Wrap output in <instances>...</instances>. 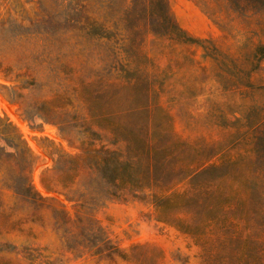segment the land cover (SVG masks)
<instances>
[{
	"label": "rangeland",
	"instance_id": "rangeland-1",
	"mask_svg": "<svg viewBox=\"0 0 264 264\" xmlns=\"http://www.w3.org/2000/svg\"><path fill=\"white\" fill-rule=\"evenodd\" d=\"M164 2L199 44L166 35L150 0H0V264H237L239 249L240 264H264V0ZM250 69V86L237 84ZM137 103L163 110L160 141L173 134L216 166L165 177L183 193L174 220L159 215L157 191L109 189L78 158L89 143L124 154L94 123L146 126ZM93 109L105 118L93 122ZM63 172L74 202L59 194Z\"/></svg>",
	"mask_w": 264,
	"mask_h": 264
},
{
	"label": "trees",
	"instance_id": "trees-1",
	"mask_svg": "<svg viewBox=\"0 0 264 264\" xmlns=\"http://www.w3.org/2000/svg\"><path fill=\"white\" fill-rule=\"evenodd\" d=\"M164 3V0H150V5L156 8L159 18L163 21L165 34L183 43L191 42L199 44V42L202 41L201 39L192 38L172 20L166 11ZM202 47L207 55L212 57L220 65H227L232 60L230 56L218 53L216 49ZM254 56L258 57V60L264 58V46L257 47L254 51ZM142 57L143 56L139 53L131 55L132 59L130 61L134 63L136 70L147 69L145 66V61L147 60H145V58L142 59ZM126 60L128 61V58ZM253 68H255V65H253ZM252 70L253 69L248 70L242 77L239 76V78L236 79V83L249 87L251 84L250 72ZM126 78L131 79L132 77L127 76ZM131 88V83L125 86V89H128L127 98L134 100L137 94L129 93ZM146 99L149 100L148 98ZM144 104L145 103H137L136 109L132 111L133 115L146 113L148 124L146 126L142 124L137 125V123L134 125H126L119 122L114 123L110 120L107 122V119H104L105 117L103 115H100L96 109H93V122H100V118L106 121L105 125L94 123L95 126L102 131L112 134L115 139L117 138L124 141L127 144V150L122 154L106 148L104 145L100 148H96L93 143H89L84 154L78 158L82 157L81 161H84L89 169L96 172L109 189L114 188L118 192L127 190L131 191L133 194L145 191H157L158 193H153L152 196L156 200L155 205L159 215L167 220H174L177 216L172 215V208L177 207L178 209L183 206V193L177 191L174 187L165 188L162 185L165 177L167 178L169 174L175 173V166H180L182 163L194 166L193 173H199L205 168L216 166L214 164H208L209 159L202 161L195 150H193V155H186L187 144L175 139L173 134L168 140L160 141V136L164 137V135L170 133L163 110L159 105L151 110L150 107H145ZM157 115L160 117L158 121L155 119ZM2 136L3 134L0 133V138H3ZM253 138L256 139L258 137L254 136ZM157 142L159 144H157ZM191 149L193 148L191 147ZM62 174L63 175H60V179H58V184L62 190V193L60 192L59 194H63L67 201L74 202L75 200L65 192L73 181L69 179V173L63 172ZM43 186L47 191L51 190L44 182ZM25 190L26 189H21V191ZM76 205L79 206L75 215L76 219L78 221L82 220L83 217L87 219L88 217L80 216V213L86 211L85 209H87V207L78 203H76ZM212 218L213 217L210 215H207L205 216V221H212ZM87 222L91 224L89 218ZM92 224H94L92 225L94 231L97 232L100 230L97 221L96 223L92 222ZM95 253H97V251H95ZM244 255V249H239L236 258L237 264L243 261Z\"/></svg>",
	"mask_w": 264,
	"mask_h": 264
}]
</instances>
